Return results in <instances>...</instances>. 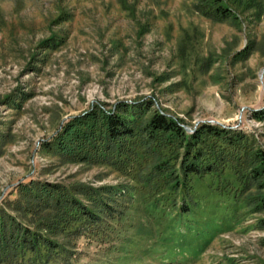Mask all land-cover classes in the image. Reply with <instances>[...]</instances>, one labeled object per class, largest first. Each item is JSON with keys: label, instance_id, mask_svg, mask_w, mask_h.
Segmentation results:
<instances>
[{"label": "rangeland", "instance_id": "obj_1", "mask_svg": "<svg viewBox=\"0 0 264 264\" xmlns=\"http://www.w3.org/2000/svg\"><path fill=\"white\" fill-rule=\"evenodd\" d=\"M225 1L235 17L218 20L200 0H0V221L59 243L7 249L0 264H264V182L250 178L264 151L252 114L264 110V0ZM122 102L152 103L190 133L248 137L212 142L219 171L179 186L148 176L152 151L76 161L53 144L69 120ZM44 185L99 219L54 209Z\"/></svg>", "mask_w": 264, "mask_h": 264}, {"label": "trees", "instance_id": "obj_2", "mask_svg": "<svg viewBox=\"0 0 264 264\" xmlns=\"http://www.w3.org/2000/svg\"><path fill=\"white\" fill-rule=\"evenodd\" d=\"M200 10L218 20L235 17L225 0H200ZM240 54L242 57L248 55L246 50ZM151 106L152 103L145 102L141 104L122 102L115 110H106L98 106L84 115L69 120L53 144L76 161L106 160L113 156L112 154L109 156L110 153L121 155L130 152L136 153L137 157L143 154L149 158L148 154L152 151L154 159L149 158L151 173L148 176L154 179L163 175L170 178L172 184L179 186L192 177L200 179L219 171L217 167L220 152H216L212 142H216L219 147L230 146L243 142L248 137L242 131L208 123L202 124L195 132L190 133L182 125V119L160 109H151ZM252 114L257 119H264V110H255ZM169 164L173 170L166 166ZM251 167L250 178L264 182V151L255 153ZM46 185L42 186L40 195L45 194L51 199L56 196L52 203L54 209L67 210L65 205L68 203L69 207L80 210L86 219L91 221L99 219L97 212L80 200L74 197L69 199V195L60 191L57 186ZM188 211L189 208L181 210L182 213ZM7 223L12 225L8 235ZM40 244L50 249H57L59 246L58 241L44 237L40 231L21 227L12 221H0V252L7 249L18 250V247L22 246L23 249L36 253Z\"/></svg>", "mask_w": 264, "mask_h": 264}, {"label": "water", "instance_id": "obj_3", "mask_svg": "<svg viewBox=\"0 0 264 264\" xmlns=\"http://www.w3.org/2000/svg\"><path fill=\"white\" fill-rule=\"evenodd\" d=\"M187 129L190 131V129L187 127Z\"/></svg>", "mask_w": 264, "mask_h": 264}]
</instances>
